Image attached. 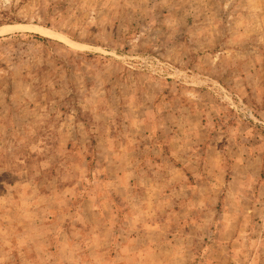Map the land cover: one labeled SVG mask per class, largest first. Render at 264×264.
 Listing matches in <instances>:
<instances>
[{"label":"rangeland","instance_id":"1","mask_svg":"<svg viewBox=\"0 0 264 264\" xmlns=\"http://www.w3.org/2000/svg\"><path fill=\"white\" fill-rule=\"evenodd\" d=\"M0 264H264V0H0Z\"/></svg>","mask_w":264,"mask_h":264},{"label":"bare ground","instance_id":"2","mask_svg":"<svg viewBox=\"0 0 264 264\" xmlns=\"http://www.w3.org/2000/svg\"><path fill=\"white\" fill-rule=\"evenodd\" d=\"M1 33V32H0Z\"/></svg>","mask_w":264,"mask_h":264}]
</instances>
